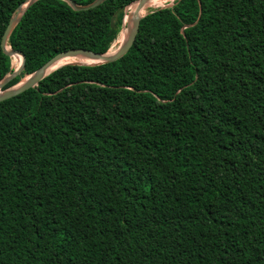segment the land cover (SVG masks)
Here are the masks:
<instances>
[{
  "label": "trees",
  "instance_id": "1",
  "mask_svg": "<svg viewBox=\"0 0 264 264\" xmlns=\"http://www.w3.org/2000/svg\"><path fill=\"white\" fill-rule=\"evenodd\" d=\"M28 1L0 0V82ZM137 1L38 0L4 89L107 53ZM0 264H264V0H175L0 103Z\"/></svg>",
  "mask_w": 264,
  "mask_h": 264
},
{
  "label": "water",
  "instance_id": "2",
  "mask_svg": "<svg viewBox=\"0 0 264 264\" xmlns=\"http://www.w3.org/2000/svg\"><path fill=\"white\" fill-rule=\"evenodd\" d=\"M38 0H29L24 6H22L20 9H18L17 13L14 15V17L11 19L5 34L2 39V46L5 52L12 58L15 54H18L22 56L23 59V64L22 67L19 70H15L12 74H9L6 76L1 82H0V103L7 101L9 99H12L25 91L37 87L45 78H47L50 74L55 72L56 70L67 66V65H90V66H95V65H102V64H109V63H114L121 58H123L133 47L137 35L139 33L140 25H141V20L148 14L152 13L153 11H150L148 14H146L143 17H138L134 20L132 25L129 28L128 34L125 38L124 43L121 45L119 50L113 54V55H108L109 51L105 54H99L95 53L89 50H84V49H74V50H68L65 52H62L58 55H56L54 58L49 60L44 66H42L40 69H38L35 73L32 75L28 76L27 80L23 83H19L18 85L4 89L6 85L14 79L16 76H18L23 70H24V65H25V56L21 52L18 51H13V50H8V42L9 38L16 27V25L20 22L22 16L26 12V10L33 5L35 2ZM67 2L75 11L81 12V11H89L91 9H95L98 6L102 5L106 0H95L93 3L86 5V6H79L77 5L73 0H64ZM149 0H139L135 2L137 4V14H139L147 5ZM170 4L169 6H172ZM168 7V6H167ZM165 8V7H163ZM125 21V19H124ZM113 45V44H112ZM65 58H86L90 59L92 61H95L94 64H84V63H78V62H73L69 63L66 65H63L53 71L51 69L61 60ZM51 71V72H50Z\"/></svg>",
  "mask_w": 264,
  "mask_h": 264
},
{
  "label": "bare ground",
  "instance_id": "3",
  "mask_svg": "<svg viewBox=\"0 0 264 264\" xmlns=\"http://www.w3.org/2000/svg\"><path fill=\"white\" fill-rule=\"evenodd\" d=\"M149 0L146 7L139 13L137 14V4H133L131 6H129L126 10V20H125V28L119 33V36L117 37V39L114 41L111 50L109 51L108 55H113L115 54L119 48L121 47V45L124 43L125 38L128 34L129 28L132 25V23L134 22V20L138 17H143L146 14H148L150 11L158 9V8H163V6L165 4H167V2L169 0H153L151 1ZM175 4V3H174ZM8 50H10V48H8ZM73 62H78V63H84V64H94L95 61H92L90 59H86V58H65L61 61H59L52 69L51 71L69 64V63H73ZM12 64L15 66V70H19L22 67V62L20 59L17 58L16 55H14L12 57ZM50 71V72H51ZM28 78V77H27ZM27 78L25 80H23V83L27 80Z\"/></svg>",
  "mask_w": 264,
  "mask_h": 264
},
{
  "label": "rangeland",
  "instance_id": "4",
  "mask_svg": "<svg viewBox=\"0 0 264 264\" xmlns=\"http://www.w3.org/2000/svg\"><path fill=\"white\" fill-rule=\"evenodd\" d=\"M175 0H169L168 2H167V4H165L163 7H167V6H169L170 4H172L173 2H174ZM162 8V7H161ZM159 9V8H158ZM153 11V10H152ZM126 12H127V10H126ZM125 20H126V16H125ZM124 28H125V21H124ZM123 28V29H124ZM122 29V30H123ZM14 69V68H13ZM14 71H15V69H14ZM27 78V77H26ZM26 78H24L23 80H25Z\"/></svg>",
  "mask_w": 264,
  "mask_h": 264
}]
</instances>
